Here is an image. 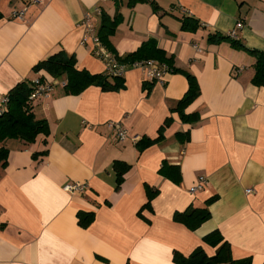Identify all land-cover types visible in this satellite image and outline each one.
Here are the masks:
<instances>
[{
  "label": "crops",
  "instance_id": "1",
  "mask_svg": "<svg viewBox=\"0 0 264 264\" xmlns=\"http://www.w3.org/2000/svg\"><path fill=\"white\" fill-rule=\"evenodd\" d=\"M128 4L0 0V109L23 81L55 86L51 97L32 106L38 119L47 120L49 136L33 144L0 142L9 151L7 164L0 163V264H176V252L188 257L199 247L215 256L219 246L204 241L214 231L231 245L234 260L264 264V86L252 83L256 59L247 50L230 40L209 41L210 35L228 36L241 22L236 39L264 52V0ZM95 7L101 9L93 16L97 34L103 13L122 15L111 38L120 57L154 38L180 72L146 89L144 73L131 68L120 90L93 84L78 95L65 92V78L34 72L41 61L66 51L77 69L107 75L92 43H82V21ZM25 9L23 19L13 18ZM184 17L198 20V28L183 30ZM185 73L201 89L186 109L199 117L193 123L172 112L189 89ZM168 118L164 139L139 153L132 138L157 139ZM111 123H120L129 138L119 141ZM117 160L132 165L119 190ZM164 162L179 167V183L161 175ZM202 176L207 184L191 192ZM71 183L85 184L86 190L65 191ZM147 187L159 192L153 211L143 210ZM213 197L211 219L197 230L175 222L176 212L203 208ZM81 212L94 214L88 226L79 224Z\"/></svg>",
  "mask_w": 264,
  "mask_h": 264
},
{
  "label": "trees",
  "instance_id": "2",
  "mask_svg": "<svg viewBox=\"0 0 264 264\" xmlns=\"http://www.w3.org/2000/svg\"><path fill=\"white\" fill-rule=\"evenodd\" d=\"M147 0H129V6H133L139 2ZM156 12L160 10L157 3L153 2ZM101 26L99 29V39L102 44L116 57L117 61L122 64L132 65L140 61L154 60L160 64L168 65L171 68V73H179V70L174 68L173 57L169 56L165 50L159 47L156 39H150L145 42L137 51L120 57L114 48L111 38L116 34L119 25L122 22V15L119 10L116 15L111 18L106 13L102 14ZM182 29L196 30L198 28V20L193 17H184L182 20ZM219 40H230L235 47L244 48L256 59L254 65V76L252 83L256 87L264 86V52L247 48L237 39H232L229 36L215 34L209 36L210 42ZM77 61L74 56L69 55L66 51H60L51 55L47 59L37 64L33 71H46L50 76L56 79H66L65 92L70 95H78L93 84L102 85L104 90L115 91L124 87V78H112L108 75H93L87 70H79L76 67ZM182 72V71H181ZM189 82V89L184 97L177 103L172 112L178 113L184 122H197V115H187L186 109L191 105L201 94L200 85L195 76L185 73ZM113 79V82L110 81ZM149 83H145L146 89L149 88ZM152 85V84H151ZM35 90V84L32 81H23L19 83L8 95V104L4 108V112L0 114V142L9 139L22 140L28 144H33L40 135L49 136L50 127L47 120L38 119L33 112V102L30 101V96ZM172 118H168L163 127L160 129L157 139H141L136 143L139 153H143L147 148L159 143L164 139L165 130L171 125ZM46 152L37 153L34 155H45ZM9 151L6 148L0 149V163L5 166L7 164ZM132 165L117 160L113 163V170L117 176V189L119 190L125 181V175L131 170ZM161 175L179 183L181 180V172L178 166L169 165L164 162L161 170ZM158 190L147 187L148 203L143 207L153 211L152 202L158 195ZM217 200L213 197L206 202L203 208L190 207L185 212H176L174 220L177 223L185 225L192 231L197 230L202 224L211 219L210 206ZM141 214V213H140ZM79 224L88 226L94 220V214L79 213ZM204 241L214 247H218L217 254L209 257L205 251L199 247L190 256L186 257L178 252L174 255L176 264H251V259L234 260L231 255V245L226 242L219 231H214L208 234Z\"/></svg>",
  "mask_w": 264,
  "mask_h": 264
},
{
  "label": "built area",
  "instance_id": "3",
  "mask_svg": "<svg viewBox=\"0 0 264 264\" xmlns=\"http://www.w3.org/2000/svg\"><path fill=\"white\" fill-rule=\"evenodd\" d=\"M41 0H29L30 3H39ZM109 1V0H102ZM25 10L15 11L12 13L13 18L23 19L25 16ZM100 7H95L94 9L88 11L82 21V25L85 27V35L83 37V44L89 42L93 45L94 55L103 61L106 65V72L109 77L112 78H124L126 73L131 68H137L141 70L145 75V80L149 84L163 83L164 78L167 74L171 73V68L168 65L160 64L154 60L149 61H138L132 65L119 63L116 57L102 44L99 39V36L96 32V28L93 22V16L100 14ZM243 28V23L239 22L236 25L235 30L231 31L228 36L232 39L237 38V30ZM35 90L30 96V101L34 102L38 99L49 98L54 92L55 86L52 83H41L40 81H35ZM63 86H66V83H63ZM2 108L0 109V114L4 112V108L8 104V98L4 97L2 100ZM110 127L114 130V133L119 141H125L129 138L128 131L122 127L120 123H111ZM134 142H138V137H133ZM207 184V179L202 176L199 178V186L191 189V192H196L199 187ZM64 190L71 194H81L86 190V185L81 183H71L64 186ZM253 190L248 189L247 193H252Z\"/></svg>",
  "mask_w": 264,
  "mask_h": 264
}]
</instances>
